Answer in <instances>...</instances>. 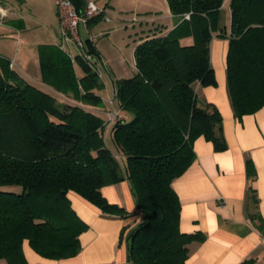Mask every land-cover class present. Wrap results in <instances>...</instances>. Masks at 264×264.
Segmentation results:
<instances>
[{"label":"trees","instance_id":"trees-1","mask_svg":"<svg viewBox=\"0 0 264 264\" xmlns=\"http://www.w3.org/2000/svg\"><path fill=\"white\" fill-rule=\"evenodd\" d=\"M223 1L166 0L174 27L136 45L135 74L114 81L119 106L131 115L109 127L117 154L106 145L105 120L83 106L103 105L94 92L103 83L81 56L59 44L37 46L40 81L77 102L71 104L26 81L0 54V186L20 187L0 190V259L27 264L25 240L46 258L75 255L83 223L67 193L126 216L101 188L127 179L140 214L128 231L129 263L185 264L188 245L203 235L180 231V202L171 183L193 162L198 136L224 148L215 130L219 113L199 106L193 87L216 85L213 32L228 38L226 83L234 115L252 114L264 104V0H230L228 35L219 22ZM71 2L82 15L87 1ZM101 19L102 13L88 19L87 27ZM188 36L192 43L181 44ZM84 43L100 58L89 38ZM247 171L254 174L250 162ZM258 228L264 233L262 224Z\"/></svg>","mask_w":264,"mask_h":264},{"label":"crops","instance_id":"crops-1","mask_svg":"<svg viewBox=\"0 0 264 264\" xmlns=\"http://www.w3.org/2000/svg\"><path fill=\"white\" fill-rule=\"evenodd\" d=\"M15 1L19 2L17 5L20 9L7 0H0V25L11 29L8 23L19 21L23 29H28L29 23L43 25L45 15L52 12L49 5L51 0H36L35 5H29L27 0ZM93 1L108 10L107 16L110 17L108 22L112 17L121 20L122 13L130 10L144 17L145 20L141 21L139 27V32L143 33L137 34L138 36L152 32L164 35L175 25L166 0L163 13H160L162 11L158 8H153L154 4L148 8L150 12H145L136 9L122 10L113 4L114 0ZM229 2L230 0L223 1L221 10L227 6V17L226 20L220 21V25L226 28L227 35L230 26ZM53 12L59 27L56 8ZM144 13L151 14L145 17ZM163 18H167V22H164ZM97 24L98 22L92 24L86 30L83 26L82 28L87 33L88 28L92 31ZM105 28L92 34L95 36L94 47L106 71L100 79L103 88L94 90L101 97L103 105L90 107L91 111L107 121L103 131L104 138L111 123L114 122L108 119L107 113L118 111L122 120L131 118L129 113L121 110L115 97L114 81L121 77L114 76V70L109 64V51L98 40L100 35L108 34L107 40L113 44V29ZM58 30L51 31L45 42L36 44V52L39 44L61 45ZM180 43L191 44L192 37L182 38ZM136 45L131 50L135 71ZM63 49L73 55L72 57L77 54L72 43H66ZM227 50V36L219 37L218 32H213L209 52L216 85L201 86L198 82L193 85L197 104L216 110L220 115L221 120L215 126V130L222 138L224 148L216 149L211 140L203 135L198 136L193 141L195 155L193 162L171 183L180 202V231L189 234L198 232L203 235L202 240L193 241L188 245L189 253L185 264H264V241L261 238L264 233L258 228L262 224L264 230V104L252 114H245L241 118L234 115L226 83ZM14 57L10 60L12 69L17 71L18 64ZM31 59L36 71L32 75L24 68V71L22 69L20 71L22 74L25 73L27 78L21 76L31 84L49 93L53 92L40 81L38 54H32ZM74 69L76 75L81 77L83 73L79 71L81 70L79 66L74 64ZM54 94L52 95L55 96ZM247 162H250L254 169L252 176L247 171ZM2 189L19 191L17 186H0V190ZM101 193L107 201L122 207L127 215L104 213L77 193L69 191L67 197L71 209L83 223L78 234L79 251L70 257L50 259L35 252L25 240L22 250L27 264H130L128 231L140 221L131 184L127 179H123L103 186ZM0 264L7 262L0 259Z\"/></svg>","mask_w":264,"mask_h":264},{"label":"rangeland","instance_id":"rangeland-1","mask_svg":"<svg viewBox=\"0 0 264 264\" xmlns=\"http://www.w3.org/2000/svg\"><path fill=\"white\" fill-rule=\"evenodd\" d=\"M7 1L12 3L13 5H16L17 8L20 9L18 7L19 5L18 1L15 0H7ZM36 2H37L36 0H27V3L29 5H35ZM164 3H165L164 0H114L113 2L114 5H116L118 8L122 10L136 9L139 11L143 10L145 12L146 11L150 12V9L148 8L150 7V5L154 4L152 7L158 8V10L162 11L160 13H163V11L165 10ZM43 5L45 6L46 2ZM49 5L52 8V12H50L49 15H45L44 18L45 20L43 22V25L38 26L35 25L34 23H29L28 29L20 28L19 21L17 22L10 21L8 24L11 25V29L8 28L7 26H3V24L0 25V54L11 60L15 56L14 58L16 59V63L18 64L17 71L19 72L20 75L25 74V73L22 74L20 71L21 69L24 71V68L29 71V74L32 75L34 74V71L36 70L33 67L31 58H32V54L37 55L36 44L45 42V40H47L46 37L50 35L51 31H57L59 29L56 17L53 14L56 5L53 0H51ZM226 8L227 6H225V8H223L220 11L219 22L221 21V19L226 20L227 17ZM23 11L25 14H28L25 10ZM122 14L123 16H121V20H117L113 17L110 22H108L110 19L108 21L100 20L96 25V27L92 29V31H90L89 30L90 28H88V33L92 35L96 31H101V29H104V27L108 29L110 28L113 29L112 42L114 45L109 43V40H107L108 34L100 35L98 37V40H100V44L109 51V64L114 70V76L118 78L120 77L129 78L133 76L136 72L133 68L134 66L132 64V53H131V50L134 47V45L136 44L138 45L139 43H141L144 39H146L147 36L156 37L159 36L160 33L152 32L151 34H142L138 36L137 34L143 33V32H139V27L141 21L145 20L144 17L136 15V13L135 12L133 13L132 10ZM150 14L151 13H144L143 15L146 17ZM163 21L167 22V18H163ZM78 31H79V36L82 40H85L88 37V33H86V31L82 28L81 23H79L78 25ZM110 32L111 31H109V33ZM126 43H128V45H126ZM22 64L25 67L22 66ZM99 79L101 78L99 77ZM51 93L54 94V91ZM54 95L58 102L61 103L68 102L71 104L77 103L70 97H65L63 95L56 93ZM83 106L88 110L91 107L86 105ZM123 114L125 115V112H123ZM105 142L106 145L109 148H111L115 154H117L115 144L110 136V131L105 135ZM118 157L120 158L121 156ZM119 161H121V159H119Z\"/></svg>","mask_w":264,"mask_h":264},{"label":"built area","instance_id":"built-area-1","mask_svg":"<svg viewBox=\"0 0 264 264\" xmlns=\"http://www.w3.org/2000/svg\"><path fill=\"white\" fill-rule=\"evenodd\" d=\"M53 1L57 9L59 32L61 36V47L64 48V45L66 43H72L77 50L76 55L81 56L82 59L91 67V69L97 73L98 77L101 78L106 73L105 68L102 66V62L99 58H95L93 54L86 51L84 40H82L79 36L78 25L79 23H81L86 30L87 20L101 13L103 14V20L108 21L110 19V17L107 16L108 10L103 6H99L98 4H96L95 1L88 0L82 15H79L77 14L71 0ZM186 17L188 16L186 15ZM151 37L147 36L146 38ZM87 38H89L92 42L95 40V36L89 33ZM10 66L12 67V63L10 64ZM107 115L109 120H122V117L118 111H111L107 113ZM261 238L264 241V236H261Z\"/></svg>","mask_w":264,"mask_h":264}]
</instances>
